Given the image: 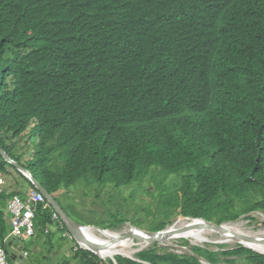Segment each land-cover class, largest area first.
<instances>
[{
  "label": "trees",
  "instance_id": "obj_1",
  "mask_svg": "<svg viewBox=\"0 0 264 264\" xmlns=\"http://www.w3.org/2000/svg\"><path fill=\"white\" fill-rule=\"evenodd\" d=\"M0 145L58 202L80 181L121 190L152 178L160 195L146 192L160 208L150 232L180 216L258 221L264 0H0ZM11 172L36 190L0 155V177ZM7 184L1 240L19 195ZM53 213L40 207L35 226L54 224ZM219 249L178 254L158 243L138 261L114 258L264 264V255L241 245ZM74 260L107 264L84 249Z\"/></svg>",
  "mask_w": 264,
  "mask_h": 264
},
{
  "label": "rangeland",
  "instance_id": "obj_2",
  "mask_svg": "<svg viewBox=\"0 0 264 264\" xmlns=\"http://www.w3.org/2000/svg\"><path fill=\"white\" fill-rule=\"evenodd\" d=\"M5 179L8 183L7 188L8 186L11 187L21 196L29 194L30 185L21 180L15 172H11L10 176ZM17 183L19 186H16ZM137 185L138 184L125 187L121 190H114L110 186L102 187L98 185L90 187L83 181H80L71 191L61 192L58 196V200L68 216L79 225L93 226L100 229L107 227L111 228L115 225L114 229L110 230L124 235L131 230L132 227L150 232V228L155 224V218L160 208V200L155 198L151 193H154L155 196H159L160 192L156 182L152 178H147L142 188H139ZM147 189H149L151 193L146 192ZM23 192L25 195H22ZM252 215L258 221L253 222L242 218L234 224L243 225V229L247 231L264 230V214L253 213ZM181 218L184 217L180 216L173 218L172 223L167 229L175 226L180 222ZM123 219L128 220V222L125 224L117 223V221ZM35 231L36 235L34 237H28L24 232L21 238L23 251L28 253V257L26 258H22L21 255H18L22 264L82 263L74 260L77 250L81 249V247L75 239L62 228L60 223L55 222L48 227L36 223ZM67 234L68 236H66ZM219 238L220 236L216 234L213 236L214 241L212 243L203 245H194L188 239L181 238L166 241L160 244V246L178 254H192V247L195 246L219 251V247L226 248L224 250H230L239 245L230 244L226 239L220 240ZM226 238H229V236ZM186 241H188L190 245H186ZM150 246L136 241V246L134 247L136 253L133 258H137L139 253L145 249L147 250ZM259 246L264 249V245ZM6 249L10 257L15 256V250H11L10 248Z\"/></svg>",
  "mask_w": 264,
  "mask_h": 264
},
{
  "label": "bare ground",
  "instance_id": "obj_3",
  "mask_svg": "<svg viewBox=\"0 0 264 264\" xmlns=\"http://www.w3.org/2000/svg\"><path fill=\"white\" fill-rule=\"evenodd\" d=\"M201 225L203 224L200 223L199 221L196 222L193 220L181 218L180 222H178L175 226L169 228V230L173 232V238L171 240L185 238V239H188L190 242H192V244L194 245H203L206 243H212L214 241L213 236L216 235L217 233L207 230L204 227H201ZM225 227H226L225 233L218 234L220 236L219 238L220 240L226 239L227 241L230 242V244H237V242L234 240V235L245 237V238H248L249 241L247 239L242 240L241 242L244 246H248L250 248L255 249L256 251L264 253V249H262V247L256 248L255 246L251 245V244L264 245V230L247 231L243 229V225L234 224V223L226 224ZM82 230L87 239H89L91 242L97 245L104 247L103 249L98 251L99 256L98 255L97 256L101 257L105 262L107 258H109L110 261L112 262L114 261L117 262V259L114 258L115 256H122L123 258L137 260V258H133V256L136 253L134 247L136 246V241H140V240L134 239V238H124L125 236L122 233L120 234V233L113 232L112 230H109V229L105 230V229H100V228L93 227V226H84ZM11 232L12 233L14 232L13 227H11ZM129 232H131V230H129L127 233ZM132 233L134 236H137V237H147V235L143 232V230L134 229ZM227 236H229V238H226ZM110 242L111 244H109ZM140 242L141 244L145 243L146 245H148L145 241H140ZM7 245H9V248H10L11 246L14 245V243L13 241H9ZM14 247L19 248L21 252L20 255L22 256V258H25L24 253H23L24 251H23L22 244L14 246ZM86 247H88V245L83 244V247H81V249L85 250ZM9 259H10L11 264L12 263L14 264L12 257L9 256Z\"/></svg>",
  "mask_w": 264,
  "mask_h": 264
},
{
  "label": "water",
  "instance_id": "obj_4",
  "mask_svg": "<svg viewBox=\"0 0 264 264\" xmlns=\"http://www.w3.org/2000/svg\"><path fill=\"white\" fill-rule=\"evenodd\" d=\"M0 155L9 165L15 167L20 173H22V175H24L35 186V188L46 198L49 206L60 217L61 221L66 226L68 231L71 233L75 241L79 244V246L83 247V244L88 245V247H86L85 250H88L94 253L95 255L99 256L98 251L103 249L104 247L97 245L86 238L82 230L84 226L79 225L71 217L68 216V214L64 211V209L61 207L60 203L55 199V197L52 194H50L49 191L45 187H43V185L39 181L35 179L33 173L29 171L28 169H26L25 167H23L22 165H20L19 163H17L16 161H14L7 154V152L2 148L1 145H0ZM184 219L193 220L196 222L199 221L200 223L203 224L201 225V227H204L205 229L215 232L217 234H224L226 231L225 230L226 224L218 225L216 223L209 222L204 219H193V218H184ZM134 229H138V228L132 227L131 232L126 233V235H124L125 236L124 238H134L140 241H145L149 246L153 244H158V243L162 244L173 238V232H171L169 229H165L160 232H148V231L143 230V232L147 235V237L134 236L132 233ZM139 230H142V229H139ZM244 239H247L249 241L248 238L234 235V240L237 242V244L242 245L245 248L251 249L255 251L256 253L264 255V253L262 252L256 251L255 249L250 248L248 246H244L241 242ZM111 242L109 244H111ZM12 260L14 261V264H22L18 258V255L12 257ZM106 263L110 264L109 261L107 260H106ZM112 264H118V262L114 261L112 262Z\"/></svg>",
  "mask_w": 264,
  "mask_h": 264
},
{
  "label": "built area",
  "instance_id": "obj_5",
  "mask_svg": "<svg viewBox=\"0 0 264 264\" xmlns=\"http://www.w3.org/2000/svg\"><path fill=\"white\" fill-rule=\"evenodd\" d=\"M5 187L6 181L0 177V195L5 191ZM40 207H44V209L50 208L46 198L35 190H32L25 198L21 195H17L11 199L8 205V213L11 218V227L14 228V232H11L5 240L0 239V264H11L5 247L9 241H13V243L20 245L24 232L28 237H34L36 235L35 221L37 220ZM52 220L54 222H60L59 216L55 212L53 213ZM66 236H68V234ZM23 253L25 258L28 257L27 252Z\"/></svg>",
  "mask_w": 264,
  "mask_h": 264
},
{
  "label": "crops",
  "instance_id": "obj_6",
  "mask_svg": "<svg viewBox=\"0 0 264 264\" xmlns=\"http://www.w3.org/2000/svg\"><path fill=\"white\" fill-rule=\"evenodd\" d=\"M29 191H30V192L32 191V188H31V187H30ZM30 192H29V193H30ZM22 195H25V193L23 192ZM27 195H28V194H26V196H27ZM26 196H22V197L25 198ZM7 210H8V208H7ZM7 213H8V211H7ZM14 246H17L16 243H14V245L11 246L10 249H11V250H15V252H16L15 256H16V255H20V254H21L20 249L17 248V247H14Z\"/></svg>",
  "mask_w": 264,
  "mask_h": 264
}]
</instances>
